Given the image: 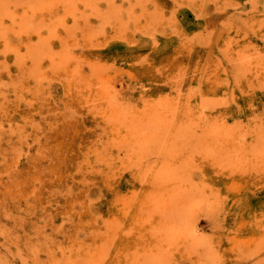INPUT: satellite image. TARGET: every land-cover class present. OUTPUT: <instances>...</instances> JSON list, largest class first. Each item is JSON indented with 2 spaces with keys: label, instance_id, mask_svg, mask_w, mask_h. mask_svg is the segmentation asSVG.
Returning <instances> with one entry per match:
<instances>
[{
  "label": "rangeland",
  "instance_id": "rangeland-1",
  "mask_svg": "<svg viewBox=\"0 0 264 264\" xmlns=\"http://www.w3.org/2000/svg\"><path fill=\"white\" fill-rule=\"evenodd\" d=\"M0 264H264V0H0Z\"/></svg>",
  "mask_w": 264,
  "mask_h": 264
}]
</instances>
